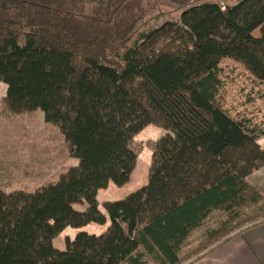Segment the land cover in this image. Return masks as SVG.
<instances>
[{
    "label": "trees",
    "instance_id": "trees-1",
    "mask_svg": "<svg viewBox=\"0 0 264 264\" xmlns=\"http://www.w3.org/2000/svg\"><path fill=\"white\" fill-rule=\"evenodd\" d=\"M163 6L179 21L147 26ZM224 59L264 88V0H0L6 107L41 110L78 160L34 191L0 192V264H185L205 227L191 264L264 223V193L248 181L264 167V122L224 104ZM149 125L165 131L152 156L132 147ZM145 163L147 184L102 211L99 190ZM108 221L54 245L67 227Z\"/></svg>",
    "mask_w": 264,
    "mask_h": 264
},
{
    "label": "rangeland",
    "instance_id": "rangeland-1",
    "mask_svg": "<svg viewBox=\"0 0 264 264\" xmlns=\"http://www.w3.org/2000/svg\"><path fill=\"white\" fill-rule=\"evenodd\" d=\"M209 1L225 8L238 0ZM162 10L164 14L160 19L152 20L147 26H160L166 21H179V12L173 10V7L163 6ZM253 34L259 36L260 29H256ZM222 67L224 87L221 93L224 104L237 117H247L255 124L264 122L263 86H256L253 77L231 59H224ZM6 89L7 86L0 82V192L8 193L19 189L31 192L54 180L71 156L59 127L46 122L41 110L14 114L7 109ZM158 129L159 127L151 125L148 132L141 131L134 138L132 147L138 149L139 154L145 152L152 156L149 143L161 137L159 134L156 135ZM149 166L145 163L140 168L136 167L137 170L135 169L130 180L136 185L132 187L131 184V189L137 190L147 184ZM104 199L105 191H102L100 208L105 212L102 202ZM253 215L261 216V213L249 209L247 218ZM204 231L205 227L193 233L182 254L186 257V263L193 250L198 249L204 241ZM150 264L155 263L152 261Z\"/></svg>",
    "mask_w": 264,
    "mask_h": 264
},
{
    "label": "crops",
    "instance_id": "crops-1",
    "mask_svg": "<svg viewBox=\"0 0 264 264\" xmlns=\"http://www.w3.org/2000/svg\"><path fill=\"white\" fill-rule=\"evenodd\" d=\"M44 116V115H43ZM151 125L145 129L150 128ZM144 129V130H145ZM156 131V135L162 136L165 131ZM259 144L264 148V136L260 138ZM68 150V149H67ZM62 170L54 178L56 180L60 173L70 166L78 164V160L74 157H69V160L64 163ZM52 180V181H54ZM248 181L259 188L264 193V167L254 171L248 176ZM136 184L127 183L123 186H117L115 183L110 182L107 188L99 190L98 200L101 206L100 194L105 191V199L107 201L120 200L125 198L128 194L135 191L131 189ZM78 206V205H77ZM83 210L84 206L77 207ZM110 222L106 224L90 223L81 228L67 227L58 237L54 240V245L64 250L66 248V238L74 239L76 234L80 231H87L89 233L101 234L106 231ZM191 264H264V223L246 229L242 234L235 235L229 241L216 246L211 251L207 252L204 256L192 262Z\"/></svg>",
    "mask_w": 264,
    "mask_h": 264
}]
</instances>
